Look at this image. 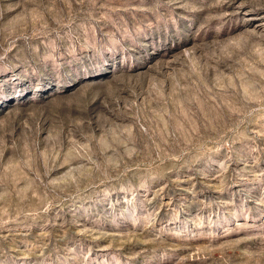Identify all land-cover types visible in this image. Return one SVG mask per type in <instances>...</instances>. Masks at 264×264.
Wrapping results in <instances>:
<instances>
[{"label": "rangeland", "instance_id": "374dc122", "mask_svg": "<svg viewBox=\"0 0 264 264\" xmlns=\"http://www.w3.org/2000/svg\"><path fill=\"white\" fill-rule=\"evenodd\" d=\"M0 264H264V0H0Z\"/></svg>", "mask_w": 264, "mask_h": 264}]
</instances>
